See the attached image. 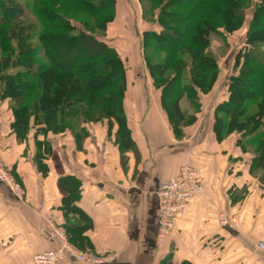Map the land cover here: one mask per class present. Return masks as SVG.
Returning <instances> with one entry per match:
<instances>
[{
    "label": "crops",
    "instance_id": "1",
    "mask_svg": "<svg viewBox=\"0 0 264 264\" xmlns=\"http://www.w3.org/2000/svg\"><path fill=\"white\" fill-rule=\"evenodd\" d=\"M137 82L149 84L130 76L124 107L136 150H122L116 127H86L82 150L71 132L59 135L67 137L66 147L49 135L53 156L46 175L35 162L36 144L18 141L9 103L0 99V160L24 187L19 200L0 182V264H32L35 255L55 248L46 235V216L65 231L72 224L86 225L75 238L78 245L72 243L114 256L105 264H264L257 249L264 241V177L255 167V153L238 143L237 133L218 139L214 107L202 109L197 121L177 134L160 92L138 93ZM219 92L213 93L215 107L228 99L227 87ZM190 161L204 178L203 192L176 216L172 232L159 239L158 189ZM62 178L79 183L71 203L78 211L69 212V221L63 208L70 193L60 186ZM222 214L236 217L237 224L221 225Z\"/></svg>",
    "mask_w": 264,
    "mask_h": 264
},
{
    "label": "trees",
    "instance_id": "2",
    "mask_svg": "<svg viewBox=\"0 0 264 264\" xmlns=\"http://www.w3.org/2000/svg\"><path fill=\"white\" fill-rule=\"evenodd\" d=\"M140 1L154 3L158 0ZM194 1L185 0L181 5L189 6ZM26 3L28 5L23 0H0V99L9 103L13 113L11 128L18 141L26 142L30 131L35 129V162L40 171L44 175L49 172L47 162L53 156L48 136L71 132L77 149L82 150L88 135L84 125L86 122L107 121L110 126L115 121L118 122L121 125L119 140L122 150H136L127 131L123 106L127 71L125 61L118 51L96 35L78 31L71 24V19H65L64 16L57 20L50 19L38 2L33 1L32 11L41 23L39 30L43 31L38 34L45 48L47 60L44 61L43 52L32 44L31 28L23 24L26 10L32 7L31 0ZM115 3L116 0H77L78 6L98 17L113 11ZM208 3L207 0H200L191 11L158 15L157 23L161 30L144 33L145 52L153 48L168 56V60L163 63H153L149 57L146 58V63L162 88L163 107L177 134L182 128L195 123L201 103L200 95H206L212 90L219 74L218 60L203 40V33L208 30L207 25L210 23L201 17V13ZM193 15L200 17L196 18L197 21L202 18L206 27L200 21L196 27L195 23H190L189 19ZM233 16L240 22L244 20L241 10L234 11V15L228 16L226 32L236 30L231 23ZM172 23L190 24L189 28L181 29L173 27ZM11 24L16 29L8 36L7 27ZM100 27L102 30L106 29L104 23ZM180 34L186 35L185 43L175 50L166 48L163 43L177 39ZM151 41L155 43L151 44ZM247 44V50L241 56L239 72L227 86L228 99L218 105L222 115L216 121L214 131L219 140L233 133L240 135L238 143H242L244 149L254 148L255 167L262 170L264 177V75L260 90L258 88L251 91L258 86L253 76L259 74L261 69L264 74V35L247 40ZM185 45H194L195 48L187 49L184 48ZM182 55L188 56L184 58ZM255 66L261 69H256ZM86 71H93L100 76L107 83L106 87L90 88L89 81L84 77ZM187 72L189 78H185ZM173 84L177 94L171 98L166 89ZM243 95L246 98L244 101L240 100ZM184 97L191 99V108L195 109V113L189 114L182 109L181 101ZM77 124L82 126L78 130ZM60 186L70 193L64 199L63 208L69 221V212L78 211L76 207H71V203L76 199L79 183L71 178H62ZM68 227L66 233L70 241L77 244L75 238L87 226L72 224Z\"/></svg>",
    "mask_w": 264,
    "mask_h": 264
},
{
    "label": "rangeland",
    "instance_id": "3",
    "mask_svg": "<svg viewBox=\"0 0 264 264\" xmlns=\"http://www.w3.org/2000/svg\"><path fill=\"white\" fill-rule=\"evenodd\" d=\"M26 5H28L27 0H23ZM33 1L35 3L38 2V5L43 8L47 14L50 16L49 18L52 20H57L58 18L63 17L65 19H71V24L79 31L82 30L84 32H88L90 34L96 35L98 38L103 39L107 42L111 47L115 48L122 59L125 61L126 65V91L123 97V106L125 107V103H128V82L129 78L136 77L141 78L146 81L149 80V84L143 85V82H137L138 86H135V90L138 93H147L151 88L155 89L157 92H160L162 95V106L164 93L162 88L158 85L156 79L152 76L151 71L149 70L146 58H150L153 63H163L168 60V56L166 54H161L150 48L148 52L143 50V41H144V33L147 31L158 32L161 30L158 25V15H166L169 13L173 15L174 13H185L187 11H191L190 9L197 4L200 0H195L191 2L189 6H182L181 4L185 0H166L150 3V2H141L140 0H116L113 11L110 13L101 14L99 17L91 14L89 11L84 10L80 6L77 5V0H31L32 7L26 10V18L23 19V24L29 26L31 31L33 32V42L32 44L37 49H40L43 52V59L46 61V53L44 45L40 40V33L43 31L39 27H41V23L38 21V18L33 13ZM92 2H99L100 0H91ZM209 3L205 6L202 11V16L205 18L207 22L210 24L207 25V29L205 30L203 35V40L207 47H209L210 52L214 57L217 58L219 64V74L217 80L214 84L212 90L206 94H201V103L199 105V111L196 116L204 111H212L214 107L215 112L213 118L218 121L219 117L222 115L218 106L214 105V91L222 90L220 93H224L226 91V87L229 82L233 80V76H237L239 72V67L242 63V54L247 50V40H251L254 38H259L264 35V0H207ZM166 2V3H165ZM180 5H179V4ZM242 11L244 20L242 22L238 21V19L233 16L231 23L233 27H235L234 32H226L225 24L228 21V16L234 15V11ZM194 16V15H193ZM196 18L200 17H190V23H195L199 25L202 22V26L206 27V24L201 20H196ZM64 21V20H62ZM192 21V22H191ZM200 21V22H199ZM106 26L105 30H102L100 26ZM188 23V22H187ZM184 23H172L175 28H189V24ZM7 31L10 36V32L16 29L14 24H11L7 27ZM260 29V30H258ZM262 29V30H261ZM261 31V32H257ZM39 33V34H38ZM251 38V39H250ZM186 35L180 34L175 40H169L168 42H164L166 48L171 50H175L176 48H180L182 43H185ZM154 44V41L150 42ZM121 45V46H120ZM187 49H194V45L184 46ZM189 51V50H188ZM184 58L188 55L184 56ZM133 65L134 71H130V67ZM256 69H261L259 66H255ZM84 77L89 81L90 88H104L107 85L104 80L99 78L100 76L96 75L93 71L84 72ZM211 74V73H210ZM189 73L185 75V78H189ZM262 69L259 74H255L253 76V80L257 83V88L251 89V91H255L262 86V77H263ZM111 80H109L110 82ZM102 84V85H101ZM228 88V87H227ZM104 91V90H102ZM147 91V92H146ZM168 91V95L172 97L177 94L176 86L171 85L166 89ZM250 91V90H249ZM104 93H108L104 91ZM229 95V93H227ZM246 98L245 96H241L242 101ZM190 98L184 97L181 101L182 109L187 113H195V109L191 108ZM255 109V108H254ZM220 113V114H219ZM197 121V119H196ZM195 121V122H196ZM214 123V125H215ZM86 127L93 128L94 130L100 129L101 126L112 131L113 127L120 129L121 125L118 122H114L113 126L107 121L90 123L86 122L84 124ZM172 125V124H171ZM31 126H33V121L31 122ZM77 130L82 126L77 124ZM222 126H220V129ZM234 134V133H233ZM35 129H32L28 135L27 141H31L35 143ZM116 139L118 140L119 135L115 134ZM110 138V137H109ZM43 139V137H40ZM112 141V139L110 138ZM63 144L64 147L67 146L68 139L66 136H58L57 140ZM63 149V148H62ZM253 153H255L254 148L251 149ZM15 178L16 176L8 170ZM17 179V178H16ZM20 183V181L17 179ZM22 185V183H20ZM23 187V185H22ZM24 190V187H23ZM47 217V216H46Z\"/></svg>",
    "mask_w": 264,
    "mask_h": 264
},
{
    "label": "built area",
    "instance_id": "4",
    "mask_svg": "<svg viewBox=\"0 0 264 264\" xmlns=\"http://www.w3.org/2000/svg\"><path fill=\"white\" fill-rule=\"evenodd\" d=\"M2 152L0 148V153ZM0 182L7 185L12 193L19 199H24V190L17 179L8 171L0 160ZM204 188V178L193 162L183 164L178 176L170 181L161 183L157 195L159 198V230L158 238L168 236L175 224L177 215L183 214L191 205V200L201 196ZM46 235L55 243V248L35 255L32 264H64L77 262L87 264L113 263L112 255L99 256L90 251L78 249L69 239L66 231L56 221L47 216L44 218ZM221 225H236V217L222 214L219 217ZM258 251L264 254V241L257 244Z\"/></svg>",
    "mask_w": 264,
    "mask_h": 264
}]
</instances>
